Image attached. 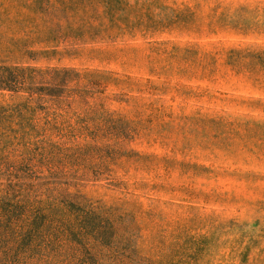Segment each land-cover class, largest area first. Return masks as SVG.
Instances as JSON below:
<instances>
[{
	"label": "rangeland",
	"instance_id": "1",
	"mask_svg": "<svg viewBox=\"0 0 264 264\" xmlns=\"http://www.w3.org/2000/svg\"><path fill=\"white\" fill-rule=\"evenodd\" d=\"M127 1L105 41L99 2L0 0V62L73 69L78 92L46 95L59 129L24 163L105 219L86 264H264V0Z\"/></svg>",
	"mask_w": 264,
	"mask_h": 264
},
{
	"label": "trees",
	"instance_id": "2",
	"mask_svg": "<svg viewBox=\"0 0 264 264\" xmlns=\"http://www.w3.org/2000/svg\"><path fill=\"white\" fill-rule=\"evenodd\" d=\"M90 1L101 3L108 19L102 30L88 32L91 39L114 41L137 23L123 15L127 0ZM74 74L67 68L0 62V93L14 99L0 104V264H86V237H104L105 219L94 207L86 208V217L75 214L36 183L24 163L36 155L47 159L41 144L52 142L59 127L39 111L49 113L46 95L78 94L67 87ZM109 229L116 234L113 222Z\"/></svg>",
	"mask_w": 264,
	"mask_h": 264
}]
</instances>
